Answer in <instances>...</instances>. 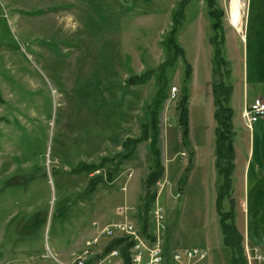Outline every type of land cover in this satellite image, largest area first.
I'll list each match as a JSON object with an SVG mask.
<instances>
[{"label":"rangeland","instance_id":"obj_1","mask_svg":"<svg viewBox=\"0 0 264 264\" xmlns=\"http://www.w3.org/2000/svg\"><path fill=\"white\" fill-rule=\"evenodd\" d=\"M230 2L216 0L210 8L208 0H0V264H51L50 253L66 262L82 249L93 221H125L119 210L127 206L140 229L137 215L153 167L144 127L163 85L168 100L159 146L166 172L153 190L166 217V251L199 248L209 257L197 264H230L217 211L211 86L210 40L220 17L232 69L233 191L245 170V219L238 204L235 212L246 220L244 235L249 231L264 251V180L254 175L259 165L264 173V119L251 132L239 115L264 100V0H248L244 36L230 24ZM180 8L176 41L184 59L166 48ZM187 65L190 148L177 109ZM128 138L140 141L123 159ZM194 149L198 157L190 164ZM106 158L111 162L93 172L104 181L89 194L93 176L80 169ZM229 205L224 201L226 211Z\"/></svg>","mask_w":264,"mask_h":264},{"label":"trees","instance_id":"obj_2","mask_svg":"<svg viewBox=\"0 0 264 264\" xmlns=\"http://www.w3.org/2000/svg\"><path fill=\"white\" fill-rule=\"evenodd\" d=\"M216 7V0H208V6L210 8ZM184 6V4H183ZM211 17H215V11L211 10L209 12ZM222 14L220 13V16ZM184 16V9L180 8V10L174 16L173 22L174 27L170 33V37L167 40L166 48L167 50H174L175 56H180V58L184 59V50L183 48L177 44L176 36L179 33L181 28V19ZM218 18L217 21L213 24V30L215 35L211 38L210 42L213 46V82L212 86V94L214 99V107H215V122H216V130H215V156H216V171L218 175L217 188H218V199H217V211L219 216L220 227L223 234V242L224 246L230 252V264H247V259L244 251V236L240 233L237 223H236V201L234 198L233 191V182H234V174L236 169V151L234 146L235 141V132L233 125V117L234 111L230 107L229 103L231 101V96L233 92V86L229 83L230 75L232 72L230 63L226 58V36L223 30V22ZM174 60V59H173ZM167 65L163 66V70L165 71ZM192 78V70L191 66L187 65L186 75L184 79V93L178 103L177 109L180 113V124L183 130V145L186 148H190V142L188 139V114L189 107L191 102V97L188 93V83ZM134 79H131L133 82ZM166 85V81H165ZM164 86V85H163ZM161 86L160 90L154 100V105L151 108L150 112V122L148 125H145V137L144 140L151 139V153H152V170L148 175L146 181V192L143 197V204L140 213L138 212V218L140 221V227L144 233L147 232L149 228V213L151 209L154 207L155 202L158 197V190L154 189L158 183L162 180L165 173V166L163 165L162 160V151L160 148V123H161V115L165 108V103L168 100L167 94L165 92V88ZM152 131L149 134V131ZM149 134V135H148ZM140 140H133L132 138L126 139L123 144V148L128 151L126 154L122 155L123 159L131 158L136 151V144ZM194 153H191L190 164L193 161ZM110 159H103V162L98 164H83L81 167V171L85 172V174H92L97 170H101L108 163H110ZM120 164L117 163L115 166L117 167L115 170H118ZM193 165V164H192ZM191 167L189 166L185 171L184 175L181 178V182L186 180V176L190 173ZM114 172V171H113ZM108 181L111 183L113 181L112 172L108 171ZM92 181L89 184L88 193L93 194L99 183L104 181L103 176H95L92 177ZM88 195V194H86ZM224 201L229 202V209L226 211L224 209ZM131 243L124 244L122 241L117 240L113 242L108 250H112L114 248H118L121 250L123 256L127 260L129 259V249L131 248Z\"/></svg>","mask_w":264,"mask_h":264},{"label":"built area","instance_id":"obj_3","mask_svg":"<svg viewBox=\"0 0 264 264\" xmlns=\"http://www.w3.org/2000/svg\"><path fill=\"white\" fill-rule=\"evenodd\" d=\"M176 92L177 89H174L173 93ZM242 117L245 127L253 132L254 125L264 119V100L256 99L244 109ZM91 175L97 176L96 173ZM119 212L127 213L125 221L112 224L93 221L89 227L91 235L83 241L81 250L71 253L70 260L63 262L52 253L45 258L51 259V264H127L120 249L108 250L117 240L124 244H132L129 249L128 264H197L209 257L207 251L199 248L171 253L166 251L167 224L159 201H156L149 213L150 222L146 233L128 219L129 215L135 212L134 208L127 206ZM244 251L247 264H264V251L259 246L251 245L246 241Z\"/></svg>","mask_w":264,"mask_h":264},{"label":"crops","instance_id":"obj_4","mask_svg":"<svg viewBox=\"0 0 264 264\" xmlns=\"http://www.w3.org/2000/svg\"><path fill=\"white\" fill-rule=\"evenodd\" d=\"M248 106V105H247ZM246 106V107H247ZM242 109L243 108H241V110L239 111L240 113H239V115H241V118H242V122H243V125L245 126V123H244V119H243V117H242V114H243V111H242ZM242 111V112H241ZM235 125V124H234ZM235 151H236V159H237V150L235 149ZM193 153H194V157L197 159V157H198V155H197V151H196V149H194L193 151H192ZM249 154H250V150H249ZM254 155H255V153H253V156H252V160H251V162H253L254 161ZM249 162V160L248 159H244V164H245V166H246V164ZM215 164H216V161H215ZM165 172H166V169H165ZM259 175L261 178H258V180L259 181H261V180H264V173H263V171H262V167L259 165V167H256V170H254V175ZM243 177H245V170H244V173H243V176H242V179H241V182H240V180H239V185H238V189L236 190V191H234V198H235V200L237 201V204H238V206H240L241 208H244V209H242V211H241V215L243 214V216H244V219H245V216H246V210H247V208H245L246 207V202L244 201L245 200V191H246V189H245V183H244V180H243ZM166 184H167V182H165ZM161 194V193H160ZM260 194H262V190H259L258 191V195H260ZM258 195H257V197H258ZM160 196V195H159ZM241 201V202H240ZM238 216H239V212H237V216H236V223L238 222V229H239V231H240V233L244 236V240L246 241H248L251 245H257V244H254V242H252L251 240H250V238H249V231L246 229V231H248V236H247V234L246 235H244V232L243 231H245L244 229H245V226H246V220H243V219H240L239 220V218H238ZM244 227V228H243ZM244 241V242H245ZM246 243V242H245ZM82 244H83V242L81 241L80 242V244H79V246H82ZM245 245V244H244Z\"/></svg>","mask_w":264,"mask_h":264},{"label":"bare ground","instance_id":"obj_5","mask_svg":"<svg viewBox=\"0 0 264 264\" xmlns=\"http://www.w3.org/2000/svg\"><path fill=\"white\" fill-rule=\"evenodd\" d=\"M248 0H231L229 9V20L233 29L244 36L245 34V16L247 13Z\"/></svg>","mask_w":264,"mask_h":264}]
</instances>
